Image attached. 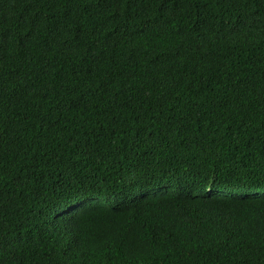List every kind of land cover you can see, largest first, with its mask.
<instances>
[{
    "label": "trees",
    "instance_id": "trees-1",
    "mask_svg": "<svg viewBox=\"0 0 264 264\" xmlns=\"http://www.w3.org/2000/svg\"><path fill=\"white\" fill-rule=\"evenodd\" d=\"M0 264H264V0H0Z\"/></svg>",
    "mask_w": 264,
    "mask_h": 264
},
{
    "label": "clouds",
    "instance_id": "clouds-1",
    "mask_svg": "<svg viewBox=\"0 0 264 264\" xmlns=\"http://www.w3.org/2000/svg\"><path fill=\"white\" fill-rule=\"evenodd\" d=\"M92 201L90 200H87L85 202H83L80 207L78 208L79 210H82L85 206H87L88 204H90Z\"/></svg>",
    "mask_w": 264,
    "mask_h": 264
}]
</instances>
